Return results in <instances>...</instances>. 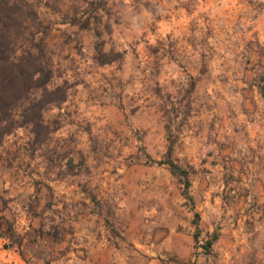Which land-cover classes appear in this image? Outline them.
<instances>
[{
	"label": "rangeland",
	"instance_id": "obj_1",
	"mask_svg": "<svg viewBox=\"0 0 264 264\" xmlns=\"http://www.w3.org/2000/svg\"><path fill=\"white\" fill-rule=\"evenodd\" d=\"M30 1L66 98L0 141V264H264V0Z\"/></svg>",
	"mask_w": 264,
	"mask_h": 264
},
{
	"label": "trees",
	"instance_id": "obj_2",
	"mask_svg": "<svg viewBox=\"0 0 264 264\" xmlns=\"http://www.w3.org/2000/svg\"><path fill=\"white\" fill-rule=\"evenodd\" d=\"M46 27L42 25L32 1L0 0V141L21 126H29L35 140L42 141L50 132L48 124L44 122L43 111L66 98L63 84L51 86L52 69L45 44ZM117 55L113 53L110 56L102 50L98 51L100 63H108ZM165 161L188 189V170L171 158ZM194 215L193 236L197 241L200 234L199 214L194 212ZM1 224L0 221V238L20 247L23 235L8 221L3 229ZM216 239L217 235L211 233L200 244L205 254L210 252Z\"/></svg>",
	"mask_w": 264,
	"mask_h": 264
},
{
	"label": "crops",
	"instance_id": "obj_3",
	"mask_svg": "<svg viewBox=\"0 0 264 264\" xmlns=\"http://www.w3.org/2000/svg\"><path fill=\"white\" fill-rule=\"evenodd\" d=\"M167 239L169 241H172L174 245L176 244L180 246L183 251H185L186 249L188 251L191 242L190 236H186L180 232L171 231ZM182 255L184 254H181V256ZM188 256H189V252H187L182 259L186 261ZM83 264H118V263H117V257L115 256V254L111 249L107 248L106 246L103 247L97 246L90 248L89 253Z\"/></svg>",
	"mask_w": 264,
	"mask_h": 264
}]
</instances>
